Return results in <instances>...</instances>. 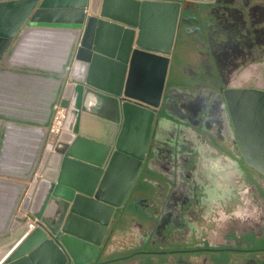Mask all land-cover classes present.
Masks as SVG:
<instances>
[{"label": "water", "instance_id": "1", "mask_svg": "<svg viewBox=\"0 0 264 264\" xmlns=\"http://www.w3.org/2000/svg\"><path fill=\"white\" fill-rule=\"evenodd\" d=\"M180 2L0 0L4 63L29 32L78 38L71 49L69 77L74 81L58 101L65 110L61 131L57 136L41 131L37 153L45 142L44 161L35 169V162L26 164L33 206L22 233L0 241V263L63 264L62 250L73 258L76 248L95 249L96 240L83 242L84 233L77 230L86 223L92 232L90 220L104 217L105 223L124 201L152 124H159L169 91L181 90L166 87ZM221 96L244 161L264 174V89L226 87ZM53 204L59 208L54 218L61 231L77 238L61 235L42 216V209Z\"/></svg>", "mask_w": 264, "mask_h": 264}, {"label": "flooded vegetation", "instance_id": "2", "mask_svg": "<svg viewBox=\"0 0 264 264\" xmlns=\"http://www.w3.org/2000/svg\"><path fill=\"white\" fill-rule=\"evenodd\" d=\"M180 1L166 87L181 90L152 124L124 201L77 230L95 249L62 250L63 264H264V174L244 161L221 96L264 89V0ZM58 210L41 213L77 238Z\"/></svg>", "mask_w": 264, "mask_h": 264}, {"label": "crops", "instance_id": "3", "mask_svg": "<svg viewBox=\"0 0 264 264\" xmlns=\"http://www.w3.org/2000/svg\"><path fill=\"white\" fill-rule=\"evenodd\" d=\"M55 36L64 42L57 32H29L6 58L10 60L9 64H4V59L0 60V210L5 207L7 194L15 191L14 187L6 184L8 178L27 181L29 185L31 176L26 164L36 162L41 131L46 129L49 132L53 107L58 105L60 97L69 94V91L64 92L65 89L59 91L60 84L70 88L74 81L69 76L66 80L57 76L58 84L54 85L53 77L43 74L51 69L38 67L40 62L60 67L63 61L60 59H64L65 64L71 56L70 44L69 47L64 46L62 58L49 56L54 50L50 44ZM59 70L63 74L62 68ZM44 150L45 142L40 156ZM29 202L33 206V198Z\"/></svg>", "mask_w": 264, "mask_h": 264}, {"label": "rangeland", "instance_id": "4", "mask_svg": "<svg viewBox=\"0 0 264 264\" xmlns=\"http://www.w3.org/2000/svg\"><path fill=\"white\" fill-rule=\"evenodd\" d=\"M57 33L61 35L60 38H62L64 42H61V40L55 36L53 42L51 44L49 43L51 45V49L52 50L54 49L49 56L51 58L60 59L62 58L64 46L68 45L69 47V44H70V48L72 49L75 48L78 42V38L74 40V38L71 35H69V42L67 43L68 34L67 33L63 34V32H57ZM60 60L64 61V59H60ZM6 61L8 63L10 60H5V63ZM63 61L60 67L58 65L51 67V65H47L46 63L44 64L43 62H40L39 63L40 65H38V67L43 68V70L47 68L51 69V71L43 72V74H47L48 77L49 75L50 77H53V82L55 83L54 85H57L58 84L56 80L58 79L57 76H63L64 80H66V77L69 76L73 58L72 56H70L66 60L65 64H63ZM58 64H61V63L58 62ZM61 68H62L63 74L60 73L61 71L59 69ZM60 85L61 86H60L59 91L61 92L64 89V84L62 85L61 83ZM42 161H44V159L42 158V156L39 155L36 159L34 169L37 168ZM21 181L22 182H19L17 178H12V179L8 178L6 182L7 185L14 187L15 191L12 192L11 194H7L6 196L7 199L5 200V207L4 209L0 210V241L2 242L9 240L10 237L12 238L15 237L16 239L25 228V221H26L27 216L29 215V209L31 207L29 200L33 197V195L27 194V191H26L27 181L26 182H23V180ZM20 183L24 185L23 188L19 187Z\"/></svg>", "mask_w": 264, "mask_h": 264}, {"label": "built area", "instance_id": "5", "mask_svg": "<svg viewBox=\"0 0 264 264\" xmlns=\"http://www.w3.org/2000/svg\"><path fill=\"white\" fill-rule=\"evenodd\" d=\"M65 110L59 105L53 107L51 121L48 126V131L53 135H58L61 131V124L64 117Z\"/></svg>", "mask_w": 264, "mask_h": 264}]
</instances>
